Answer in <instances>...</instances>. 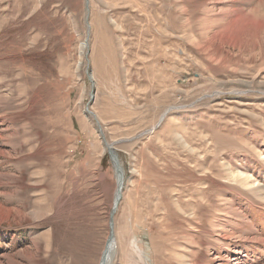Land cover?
Wrapping results in <instances>:
<instances>
[{"label": "rangeland", "instance_id": "rangeland-1", "mask_svg": "<svg viewBox=\"0 0 264 264\" xmlns=\"http://www.w3.org/2000/svg\"><path fill=\"white\" fill-rule=\"evenodd\" d=\"M88 7L0 0V264H100L104 139L110 264H264V0Z\"/></svg>", "mask_w": 264, "mask_h": 264}, {"label": "water", "instance_id": "water-1", "mask_svg": "<svg viewBox=\"0 0 264 264\" xmlns=\"http://www.w3.org/2000/svg\"><path fill=\"white\" fill-rule=\"evenodd\" d=\"M85 6H86V11L88 13V11H89L88 0H85ZM91 97H92V95H91ZM88 112L93 114V112H91V111H88ZM97 124H98V129L101 131V126L98 123V121H97ZM103 141H104V145L106 147V150L108 152L109 158H110V160L112 162L113 168L115 170V174H116V176L118 178L117 179V185H118L117 191L119 193L121 191L122 184H123V175H124L123 174V169H122V167H121V165H120V163L118 161V158H117V155H116V150L113 147V143H109L105 139ZM114 208L115 207H113L111 209V212H110V223H109V225H110V228H111L110 230L111 231H110V236H109L108 240L112 239V237H113V214L115 212Z\"/></svg>", "mask_w": 264, "mask_h": 264}, {"label": "bare ground", "instance_id": "bare-ground-1", "mask_svg": "<svg viewBox=\"0 0 264 264\" xmlns=\"http://www.w3.org/2000/svg\"><path fill=\"white\" fill-rule=\"evenodd\" d=\"M85 44V43H84ZM86 45V44H85ZM117 176H116V189H115V192H114V196H113V201H112V208H114V211L116 210L117 208V205H118V202L121 198V191L118 193L117 191V188H118V185H117ZM246 180V182L248 183L249 181L247 180V177L244 178ZM253 183V182H252ZM250 182V184H252ZM111 229V228H110ZM110 236V235H109ZM113 238H114V234H113V237L112 239L110 240H107V245L106 247L104 248L103 250V253L101 254V260H100V264H110L111 263V259L113 258V252H114V244L112 245V242H113Z\"/></svg>", "mask_w": 264, "mask_h": 264}]
</instances>
